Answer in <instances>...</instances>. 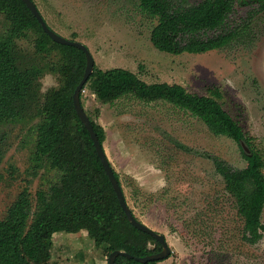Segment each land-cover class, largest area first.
<instances>
[{
	"label": "rangeland",
	"instance_id": "obj_1",
	"mask_svg": "<svg viewBox=\"0 0 264 264\" xmlns=\"http://www.w3.org/2000/svg\"><path fill=\"white\" fill-rule=\"evenodd\" d=\"M32 1L47 26L83 43L100 69L126 68L145 82L177 83L199 94L217 88L223 108L264 161V11L251 16L228 46L171 54L150 42L156 18L142 11L139 0ZM254 7L251 1L237 2L229 22L239 23ZM9 29L0 13V38ZM40 37L30 29L12 42L15 62L29 76L30 86L15 103L17 114L0 122V218L21 191L33 197L58 176L45 158L35 156V145L45 97L40 78L57 74L54 69L65 56L51 44L48 52L37 50ZM58 79L61 85L59 74ZM81 102L104 129L103 149L135 217L166 239L171 253L160 264H264V236L254 244L244 240V218L209 158L246 167L234 139L214 134L201 119L165 101L126 96L104 103L86 86ZM50 254L47 264H107L108 257L85 230L70 225L54 231Z\"/></svg>",
	"mask_w": 264,
	"mask_h": 264
},
{
	"label": "trees",
	"instance_id": "obj_2",
	"mask_svg": "<svg viewBox=\"0 0 264 264\" xmlns=\"http://www.w3.org/2000/svg\"><path fill=\"white\" fill-rule=\"evenodd\" d=\"M239 1L254 2L256 7L232 25L229 18ZM139 4L147 16L156 18L150 42L171 54L205 53L228 46L242 35L251 16L264 11V0H201L192 4L188 0H139ZM0 13L10 28L7 37L0 38V122L17 114L15 103L25 98L30 86L29 76L15 62L13 39L37 29L41 35L36 41L37 50L48 52L51 44L65 56V62L54 69L62 84L49 90L41 103L43 120L38 125L35 145V156L45 158L58 176L47 190L37 189L33 197L27 190L21 191L0 218V264H47L52 235L65 225L74 231L85 230L107 256L115 249L139 257L160 251L161 245L150 234L128 221L89 132L74 109L72 93L83 75V51L53 42L22 0H0ZM86 86L104 103L126 96L144 102L165 101L201 119L214 134L234 139L247 160L246 167H233L216 156L209 158L244 218V240L254 244L264 236L263 157L223 108L217 88L209 87L208 94H199L177 83L145 82L126 68L100 69L95 64L82 90ZM87 116L103 147V127ZM240 140L248 145L250 155L243 152ZM113 172L121 185L118 173ZM125 229H129L128 235ZM149 243L155 246L150 248ZM165 259L140 262L119 255L114 264H160Z\"/></svg>",
	"mask_w": 264,
	"mask_h": 264
},
{
	"label": "water",
	"instance_id": "obj_3",
	"mask_svg": "<svg viewBox=\"0 0 264 264\" xmlns=\"http://www.w3.org/2000/svg\"><path fill=\"white\" fill-rule=\"evenodd\" d=\"M22 1L26 5V7L31 11L32 15L36 18L41 29L49 36V38L53 42H56V43H59L62 45L74 46V47L83 51V53L85 55V67H84L82 78L79 81V83L76 85V87L72 93V101H73L74 109H75L78 117L80 118L81 122L83 123L84 127L89 132L90 138L93 142L96 153H97V155L101 161L103 169L109 178V181L113 187V190L115 192V195L117 197L119 205L121 206L123 212L125 213L128 221L130 222L131 225H133L138 230L150 234L161 245L160 251H158L156 253L148 254V255H145L142 257L133 256V255L125 252L122 249H115L109 253V255L107 257V264H114L116 257H118L119 255L126 256L127 258H134L135 260L140 261V262H148V261H152V260H161V259L167 258L170 255L171 250H170V248L166 242L164 235L162 233L157 232V231L153 230L152 228L148 227L147 225H145L144 223H142L141 221H139L135 217L134 213L132 212L131 208L129 207L128 203L126 202V199H125L121 185L119 184L118 180L114 176L112 166H111V164H110V162H109V160L105 154V151H104L101 143L98 140V137L96 135V132L93 129V126L90 122V119L81 106L80 96H79L80 91L82 90V87L85 84V82L87 81L89 75L92 73L93 67H94V60L92 58V55L90 54L89 50L87 49V47L83 43H81L77 40L64 38V37L58 35L57 33H55L54 31H52L47 26L46 22L44 21L43 17L41 16L40 12L38 11L36 5L34 4V2L32 0H22ZM239 143H240V146H241L243 152L250 155V149H249L248 145L243 140H240Z\"/></svg>",
	"mask_w": 264,
	"mask_h": 264
},
{
	"label": "clouds",
	"instance_id": "obj_4",
	"mask_svg": "<svg viewBox=\"0 0 264 264\" xmlns=\"http://www.w3.org/2000/svg\"><path fill=\"white\" fill-rule=\"evenodd\" d=\"M60 86V81L58 79V74L55 73H45L40 78V91L41 93H47L50 89H55Z\"/></svg>",
	"mask_w": 264,
	"mask_h": 264
}]
</instances>
